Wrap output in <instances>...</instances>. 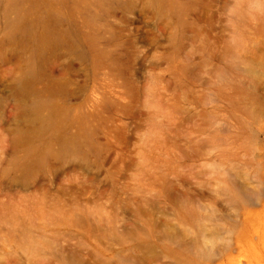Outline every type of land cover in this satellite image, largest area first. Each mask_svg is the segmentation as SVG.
<instances>
[{
	"label": "rangeland",
	"instance_id": "374dc122",
	"mask_svg": "<svg viewBox=\"0 0 264 264\" xmlns=\"http://www.w3.org/2000/svg\"><path fill=\"white\" fill-rule=\"evenodd\" d=\"M0 264H264V0H0Z\"/></svg>",
	"mask_w": 264,
	"mask_h": 264
}]
</instances>
